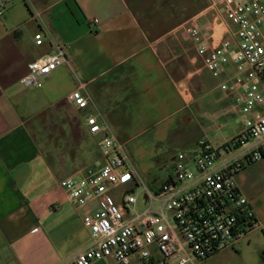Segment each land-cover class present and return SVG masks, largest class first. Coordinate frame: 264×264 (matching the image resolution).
<instances>
[{"label": "crops", "instance_id": "1", "mask_svg": "<svg viewBox=\"0 0 264 264\" xmlns=\"http://www.w3.org/2000/svg\"><path fill=\"white\" fill-rule=\"evenodd\" d=\"M207 6L208 0H0V264H65L92 245L82 211L62 187L67 176L103 161L102 135L86 123L90 113L100 111L137 155L144 139L154 145L175 138L176 152L193 153L199 137L219 145L239 131L234 99L204 67L187 29L198 19L222 39ZM38 29L42 45L35 43ZM58 42L67 62L41 86L24 87L28 63ZM81 83L91 96L84 109L68 98ZM192 115L199 131L176 134L178 123L196 127ZM235 180L260 227L201 264H264V157Z\"/></svg>", "mask_w": 264, "mask_h": 264}, {"label": "built area", "instance_id": "2", "mask_svg": "<svg viewBox=\"0 0 264 264\" xmlns=\"http://www.w3.org/2000/svg\"><path fill=\"white\" fill-rule=\"evenodd\" d=\"M207 14L223 28L221 40L200 20L188 32L204 67L217 86L234 99L242 127L219 145L198 140L193 153L174 154L172 174L159 189L146 188L148 204L137 210L134 190L141 181L124 153V142L100 111L86 118L89 132L101 134L102 163L75 172L62 181L92 245L65 264H201L213 255L236 248L258 230L260 221L235 175L246 164L264 157V0H208ZM42 45V29L34 34ZM63 43L31 60L20 79L38 87L67 62ZM87 108L91 96L81 83L68 96Z\"/></svg>", "mask_w": 264, "mask_h": 264}, {"label": "rangeland", "instance_id": "3", "mask_svg": "<svg viewBox=\"0 0 264 264\" xmlns=\"http://www.w3.org/2000/svg\"><path fill=\"white\" fill-rule=\"evenodd\" d=\"M172 70L175 76L180 77L182 75V72H178L176 67H173ZM192 116L193 117L190 119H193L196 122V127H193L191 121H188L185 124L178 123L176 124V128L174 130L176 134H180L182 131L191 133L199 131L200 122L194 115ZM201 138L205 137H199V139ZM152 143L153 142L149 139L143 140L140 145V148L144 150L143 155H137L134 151L129 152L124 146V153L126 154L128 161L130 160L134 163L141 177L139 186H137L134 190V193L138 196L137 210L139 211L145 209L148 204V194L146 188H149L152 191L159 189L169 174H172L170 159L174 156L176 150L181 146L175 138H170L169 140H165L163 142H157L154 145ZM138 164H141V167H139Z\"/></svg>", "mask_w": 264, "mask_h": 264}]
</instances>
